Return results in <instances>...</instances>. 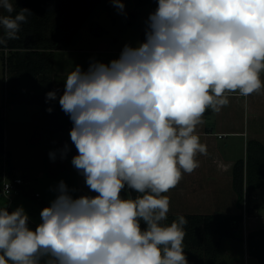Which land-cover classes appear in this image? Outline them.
Returning a JSON list of instances; mask_svg holds the SVG:
<instances>
[{
    "label": "clouds",
    "instance_id": "obj_1",
    "mask_svg": "<svg viewBox=\"0 0 264 264\" xmlns=\"http://www.w3.org/2000/svg\"><path fill=\"white\" fill-rule=\"evenodd\" d=\"M112 3L124 13L122 0ZM0 10L6 47L31 11L17 12L14 0H0ZM262 74L264 0H158L143 42L107 64L75 65L64 80L71 164L96 195L74 198L60 181L34 230L22 206L0 207V264H188V221L166 223L164 194L207 154L196 132L205 112L221 111L230 93L260 92ZM56 99L46 93V102ZM126 188L137 195L123 198Z\"/></svg>",
    "mask_w": 264,
    "mask_h": 264
},
{
    "label": "rangeland",
    "instance_id": "obj_2",
    "mask_svg": "<svg viewBox=\"0 0 264 264\" xmlns=\"http://www.w3.org/2000/svg\"><path fill=\"white\" fill-rule=\"evenodd\" d=\"M122 2L125 5L123 14L113 5L112 0H104L94 9L76 34L69 50L56 51L55 71L63 69V71L69 73L75 65H80L82 70L86 71L89 64L93 61L107 64L111 60L119 58L126 44L136 47L138 43L144 41L143 35H145L146 21L149 14L157 8L158 0H122ZM0 14L7 13L0 10ZM9 53L10 50L8 49L5 51L0 49V140L3 129L5 144L6 147L9 145L8 149L15 170L18 175L24 177L27 181L23 188L24 190L13 195V208L22 206L28 217L38 225L41 222L40 212L43 208L50 206L51 202L56 198V188L60 181L65 182L74 198L82 195L95 196L96 193L88 189L84 177L72 166L71 160L75 154L67 153L64 156L65 161L57 164L55 168L50 169L48 162L42 164L41 161L44 156L43 146L39 143H31L33 139L31 131L26 132L21 129L24 121L22 119L28 118L23 117L24 113L29 112L26 114H29L30 118L34 120V109L28 111L29 107L26 106V103H18L19 105L11 106V101L6 98L7 89L10 90L9 82L11 76L8 72L7 64L3 63L2 54L7 56ZM263 103L264 99L257 100L256 111L264 112ZM218 120L223 122L224 116H218ZM252 123L254 122L247 113V124L253 127ZM262 130L264 131V127H262ZM241 139L240 136H230V134H225L223 138L216 136L217 148L223 159L235 158L237 160L245 156V147ZM8 158L6 153L0 150V187L3 183V174L7 167L9 169ZM232 187V178L228 177L225 179L220 194H218L224 203L227 202L228 194L232 191ZM121 196L125 199L132 198L127 188L121 192ZM245 202L253 209L251 214L246 210L247 216L244 221L247 220V227L251 230L264 228V186L248 197L245 196ZM249 216H253V218H249ZM223 247L229 248L226 252L229 255L232 254V256L230 255L231 262L237 260L240 264H260L258 259L248 252L245 245L243 250V247L233 239H226Z\"/></svg>",
    "mask_w": 264,
    "mask_h": 264
},
{
    "label": "trees",
    "instance_id": "obj_3",
    "mask_svg": "<svg viewBox=\"0 0 264 264\" xmlns=\"http://www.w3.org/2000/svg\"><path fill=\"white\" fill-rule=\"evenodd\" d=\"M104 0H14L16 11L29 9L31 16L28 23L22 25L19 39L9 41L7 46H0L1 51L10 50L9 55L2 54L3 63L7 64L10 82L13 77L20 84L19 90L29 83L33 88V100L42 106L43 116L52 117V122L63 130L70 131L73 124L59 105V96L63 91L55 85L53 71L55 55L58 50L68 49L76 34L90 17L94 9ZM2 34V32H1ZM145 40V35H143ZM8 84V86H9ZM56 91L57 99L46 102V93ZM21 97L16 98L7 89V98L11 103L31 102L27 88ZM10 97V98H9ZM53 108L49 113L47 109ZM0 150L5 152V133L2 129ZM68 154L77 155L75 147ZM232 184L237 194V205L241 212L216 214H185L188 223L185 226L183 241L184 253L188 264L199 258L201 264H219L226 239H233L264 264V228L252 229L244 234L245 196H249L264 186V142L259 138H249L246 143V157L237 159L232 168ZM129 190V189H128ZM130 191L131 197L137 194ZM247 211L253 209L248 205ZM180 215L168 214L166 223L170 224ZM29 225L34 230L37 226L29 218ZM141 227H146L141 222ZM195 264H198L197 262Z\"/></svg>",
    "mask_w": 264,
    "mask_h": 264
},
{
    "label": "crops",
    "instance_id": "obj_4",
    "mask_svg": "<svg viewBox=\"0 0 264 264\" xmlns=\"http://www.w3.org/2000/svg\"><path fill=\"white\" fill-rule=\"evenodd\" d=\"M65 50H69V48ZM67 74L68 72L63 71V69L55 71L54 68L53 77L55 85L62 91L64 90V80L66 79ZM261 79L264 81V74L261 75ZM34 86L35 85L33 84L30 86L28 83L23 89L27 88L28 97L31 99V102H27L26 106L29 107L28 111L34 109L35 118L33 120L30 118L31 116L29 114H26L29 112L24 113L23 117H28L30 119H22L24 121L22 122L23 125H21V129L26 132L29 130L31 131L33 137L31 143H39L43 146L42 149L44 151V156L41 162L42 164L48 162V167L51 169L55 168L57 164L65 161L64 158H61V151L64 149L65 145L68 147L67 153H69L71 151L70 149L75 146L71 142L70 131L63 130L58 124L52 122L51 116L48 118L43 116L41 104L32 99L33 90H36L33 88ZM19 87L20 84L18 79L13 77L10 88L16 98L22 96L21 93L23 92V89L19 90ZM258 99H264V88H262L260 92L249 95L248 97L240 96L238 93H230L229 104L223 107L221 111L213 112L209 109L205 112L202 118L203 123L197 126L196 132L200 137L201 143L207 146V154H198L196 159L199 161V167L191 174L184 173L183 178L177 187L164 194L170 198V210L168 214L204 215L216 213L235 214L241 212V209L237 205V194L233 187L230 194H228L229 197L227 198L226 203H224L223 199H220V196L218 195L220 194L225 179L228 177L232 178L231 169L236 160L235 158H222L223 156L217 148L215 138L216 136L223 138L225 134H230V136H240L244 143L245 156L246 143L249 138L258 137L264 142V131L262 130V127H264V112L260 110L256 111L258 105L256 102ZM16 104L18 103H11V106ZM247 113L254 122L252 123L253 127H250V124H247ZM221 115L224 116L223 122L218 120V116ZM8 146L5 147V152L8 154L7 157H9V169L15 170ZM50 152H55V160L50 159ZM249 218H253V216H249ZM244 222V234L247 236L251 229L247 227V220ZM245 247H247V243H245ZM226 251L222 252L219 264H240L236 259V261L231 262L230 255L232 256V254L229 255ZM193 258L195 262H192L190 259V264H195L196 262L201 264L199 258Z\"/></svg>",
    "mask_w": 264,
    "mask_h": 264
},
{
    "label": "built area",
    "instance_id": "obj_5",
    "mask_svg": "<svg viewBox=\"0 0 264 264\" xmlns=\"http://www.w3.org/2000/svg\"><path fill=\"white\" fill-rule=\"evenodd\" d=\"M7 79V77H6ZM6 98H7V93H6ZM5 105V104H4ZM6 153V152H5ZM6 156L7 153H6ZM27 184V181L24 177L18 175V173L16 172V170L14 169H8L5 171V173L3 174V183L0 187V207H7V210L9 212H12L13 210H15V208H13V195H16L18 193H20L21 191H23L24 186ZM247 203L245 202V207H244V218H246V210H247Z\"/></svg>",
    "mask_w": 264,
    "mask_h": 264
}]
</instances>
